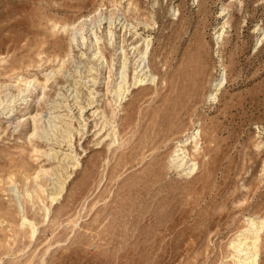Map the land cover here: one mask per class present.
<instances>
[{"label":"rangeland","instance_id":"1","mask_svg":"<svg viewBox=\"0 0 264 264\" xmlns=\"http://www.w3.org/2000/svg\"><path fill=\"white\" fill-rule=\"evenodd\" d=\"M110 17L127 51L151 40L155 76L119 106L114 50L102 40L107 64L88 87L70 41L83 19L104 35ZM1 99L0 264H233L251 218L264 264V0H0ZM194 128L185 174L172 157Z\"/></svg>","mask_w":264,"mask_h":264},{"label":"bare ground","instance_id":"2","mask_svg":"<svg viewBox=\"0 0 264 264\" xmlns=\"http://www.w3.org/2000/svg\"><path fill=\"white\" fill-rule=\"evenodd\" d=\"M176 12L177 11L175 9H172L173 15H175ZM85 21L86 20L83 19L82 20L83 23H82L81 27L77 30L75 29L72 32V34L70 36V41H71V45H73L75 47H79L78 51L80 53V57L85 56L86 60H88L87 63L90 64L88 69H86V68H84L85 67L84 63L78 61L77 68H75V72L80 74V75L83 73V71H87V74H84L83 78L85 79L84 83L87 84L88 87H90L91 85H94L96 83L95 76H92V74L89 75V72L90 73L91 72L97 73L100 68L105 67L107 64L105 56L103 55V52L100 48V43L102 42V40L106 41L108 46L114 50V55H116V58H117V66H118L117 68L118 69L117 70L115 69L116 70V72H115L116 77H115V80L113 82V86L110 90V94H111L112 100H113L115 105L119 106L120 103H122V101L126 98L127 94L130 92L131 86L141 85V84H144L148 81H150V82L155 81V76L150 72V69L148 66V54H149L150 45H151V40L149 38H145V37L141 38L142 37L141 36L138 40H133L129 44L130 48L127 51L124 48L122 43L121 44L116 43L115 30L113 27V23H114L115 19H112L111 17L108 19L107 31L105 32L104 35H99L97 33V31L95 29L98 26L97 24H95V25L91 24L90 26H86ZM99 21H97L98 24H99ZM139 24H140V22H139ZM146 26H149V25L143 23V27L146 28ZM121 28L125 29L126 32L131 33V35H130L131 37L138 35V33H136V29L133 27V24H129V23L123 21L121 23ZM221 34L222 33L217 34L215 36V39L218 40L220 38ZM129 51H130V54L128 53ZM113 65H114V63H113ZM130 65L132 66L131 78H130V74H129ZM81 68H84L85 70L82 71ZM66 75L69 76V74H66ZM130 79H131V81H130ZM224 80H225V77H224V75H222V77L219 79V81L216 82L217 84H214L215 87H214L213 91H211L208 94V98L210 100L215 98V95H216L215 91L218 90L219 86L222 85ZM75 82H77V81H75ZM94 93L98 94V92L94 91V89H91L88 91V94H87L88 102H87V104H89V103L91 104V102L93 101L92 99L94 98ZM15 96L16 97L19 96L20 98L17 100H19L23 103H26L27 100L30 99L28 95L23 94V90H20L19 93ZM15 96L10 95L9 98L5 100L6 104H5L3 99L0 100V106L3 104V102L5 104L1 108L7 109L5 114L6 113H8V114L12 113V110H14L13 104L15 102H17V101H15L16 100ZM95 111H97V110H95ZM98 113L101 114V112H98ZM6 117L9 118V116H6ZM55 117L56 116H53V117L48 116V117H46V119L43 118L44 121L41 124V126L43 127L44 130H45V128L50 127L53 124L54 121H52L51 118H55ZM104 121L106 124H109L106 120H104ZM68 125L70 126V124H68ZM111 130H112V133L114 134V132H113L114 127L113 126H111ZM197 135H198V130L196 128L187 132L184 136V139L180 140L177 143L176 148L174 150V156L172 157V161H174L175 166L177 168H180L181 171H183L185 174H193L197 169V164L194 161H191L190 159L188 160L187 153L185 152V147L189 143L195 142ZM70 136H72V135H70ZM42 137H44V136H42ZM66 137H67V135H66ZM195 144H196V142H195ZM68 158L69 157L64 154L63 159L65 160ZM61 178H63V177H61ZM39 187H40V185H39ZM34 189H35V187H34ZM60 190L61 189H59V191L56 192L55 195L54 194L52 196L50 195V200L52 202H54L59 197L60 192H61ZM13 192L16 196L17 204H18V207H19L20 213H21V217H20L21 218V225L23 226L26 224H30L32 226V234H34L36 231V227L33 225V223L31 221H29L25 217V215L23 213V209H22L21 203L19 201L20 194L15 189H13ZM27 195H28V198L31 197L30 192H29V194L27 193ZM46 213H47V209H46ZM247 225L248 226L246 228H244L240 233L238 232L239 234L237 233L238 234L237 238H235L231 242V248L233 249V252H234L233 264H256L257 263V255H258V253H257V242L259 239V232L262 228V222L259 220L251 218V219H248Z\"/></svg>","mask_w":264,"mask_h":264}]
</instances>
